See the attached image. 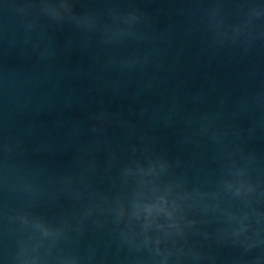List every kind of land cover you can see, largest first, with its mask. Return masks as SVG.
Listing matches in <instances>:
<instances>
[{
	"label": "water",
	"instance_id": "obj_1",
	"mask_svg": "<svg viewBox=\"0 0 264 264\" xmlns=\"http://www.w3.org/2000/svg\"><path fill=\"white\" fill-rule=\"evenodd\" d=\"M162 161L211 207L137 249L102 208ZM263 193L264 0H0V264H169Z\"/></svg>",
	"mask_w": 264,
	"mask_h": 264
},
{
	"label": "clouds",
	"instance_id": "obj_2",
	"mask_svg": "<svg viewBox=\"0 0 264 264\" xmlns=\"http://www.w3.org/2000/svg\"><path fill=\"white\" fill-rule=\"evenodd\" d=\"M150 176L170 177L164 182L157 179L141 181L139 186L127 195H118L116 206L102 208L110 214L122 240L134 245L137 249L156 246L159 251L161 236L153 237L152 233H160L164 238L173 235L182 236L185 230L193 228L199 222L189 217V212L200 209L206 212L211 206L206 203L207 195L199 189L188 191L183 183L173 178L170 166L161 162L154 168ZM21 222L28 224L29 218L22 217ZM45 236L51 235L46 227L41 228ZM66 233L61 229L57 235Z\"/></svg>",
	"mask_w": 264,
	"mask_h": 264
}]
</instances>
